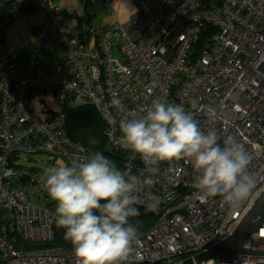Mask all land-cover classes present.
Returning <instances> with one entry per match:
<instances>
[{"label": "built area", "instance_id": "2783aa9c", "mask_svg": "<svg viewBox=\"0 0 264 264\" xmlns=\"http://www.w3.org/2000/svg\"><path fill=\"white\" fill-rule=\"evenodd\" d=\"M103 1L112 7V0ZM132 1L136 10L128 21L98 35L89 27L77 39L61 24L57 0H0V22L24 10L44 15L26 63L8 52L0 32V264H76L70 243L39 250L23 246L53 242L55 204L42 176L20 168L17 160L45 154L70 163L95 153L66 136L59 107L53 117L30 110L31 91L50 96L57 106L68 100L71 105L90 103L106 123L105 138L120 156V168L130 164L142 178L149 173L138 156L120 147L118 121L124 115H142L156 99L183 105L202 128L232 135L249 151L257 185L238 209H230L220 196L197 199L190 164H160L143 190L159 197V204L149 208L142 194L135 205L152 213L155 223L139 236L140 244L125 264L193 259L228 237L264 190V0ZM206 26L212 28L209 44L192 57ZM54 32L64 55L45 63L54 53ZM115 50L119 58L113 56ZM113 102L119 103L118 110L110 106ZM209 104L217 110L216 120L200 109ZM27 185L37 188L31 192L34 202ZM242 247L264 251V221ZM200 264H264V256L213 258Z\"/></svg>", "mask_w": 264, "mask_h": 264}, {"label": "clouds", "instance_id": "9594fccd", "mask_svg": "<svg viewBox=\"0 0 264 264\" xmlns=\"http://www.w3.org/2000/svg\"><path fill=\"white\" fill-rule=\"evenodd\" d=\"M110 106L119 109L118 102ZM200 109L208 119L218 118L212 105ZM118 127L120 147L138 156L149 175L142 178L130 164L119 168L95 152L52 166L41 177L55 204V224L64 230L76 264H125L140 244L138 228L130 222L140 215L135 205L162 163L190 164L201 202L220 196L230 209H238L256 188L258 178L250 171L245 146L232 135L202 128L181 104L156 99L140 116H121ZM144 195L149 208L159 204V197Z\"/></svg>", "mask_w": 264, "mask_h": 264}, {"label": "crops", "instance_id": "0c3cea01", "mask_svg": "<svg viewBox=\"0 0 264 264\" xmlns=\"http://www.w3.org/2000/svg\"><path fill=\"white\" fill-rule=\"evenodd\" d=\"M61 24L67 29L70 36L80 39L83 33L94 27L97 35L115 23H125L134 14L136 7L132 0H112V7L106 6L103 0H57ZM44 21L43 13L24 10L15 15H5L0 22L3 42L9 53L18 55L21 63L29 59L35 39L36 29ZM54 53L45 63L61 59L64 49L56 32L51 37ZM52 100L49 96H41L35 91L29 92L27 104L35 112V103H43L41 112L50 114V108L45 109ZM44 117V116H43Z\"/></svg>", "mask_w": 264, "mask_h": 264}, {"label": "trees", "instance_id": "16d2710c", "mask_svg": "<svg viewBox=\"0 0 264 264\" xmlns=\"http://www.w3.org/2000/svg\"><path fill=\"white\" fill-rule=\"evenodd\" d=\"M211 32L212 28L210 26H206L201 30L192 47V57L199 56L201 50L209 44ZM58 107L61 109V112L65 117L64 132L71 141L78 142L93 152H101L115 162L120 168V156L112 151L105 138L106 123L90 103L84 102L79 105H71L68 100L61 106L58 105ZM30 110L34 111L32 108H30ZM53 111L54 110H50L51 117L54 116ZM29 170L34 172L33 168H30ZM137 208L140 211V215L131 218L130 222L137 226L138 234L140 236L153 226L155 223V217L148 210L139 207ZM67 245H69V242L64 239V230L55 226L53 242L23 246L24 249L39 250L45 248L65 247Z\"/></svg>", "mask_w": 264, "mask_h": 264}, {"label": "water", "instance_id": "95a60500", "mask_svg": "<svg viewBox=\"0 0 264 264\" xmlns=\"http://www.w3.org/2000/svg\"><path fill=\"white\" fill-rule=\"evenodd\" d=\"M264 221V190L248 208L231 234L205 252L177 264H200L213 258L235 256H264V251H247L242 245Z\"/></svg>", "mask_w": 264, "mask_h": 264}, {"label": "rangeland", "instance_id": "374dc122", "mask_svg": "<svg viewBox=\"0 0 264 264\" xmlns=\"http://www.w3.org/2000/svg\"><path fill=\"white\" fill-rule=\"evenodd\" d=\"M1 9V6H0ZM173 38L170 37L168 41H171ZM112 43L116 46L117 40L113 39ZM113 56L115 58H119V52L118 50L114 51ZM52 110H58L57 102L52 99L50 102L47 104L45 109L50 108ZM44 108L43 103L37 101L35 103V112L41 113V110ZM49 113H44L43 116H47ZM109 148V147H108ZM18 166L23 169H30L33 168V171L37 173L39 176H42L45 172L46 169L55 166L57 164L63 163V161L60 158L55 159L52 161V159L49 158V156L45 154H40L38 156H29V155H22L18 160ZM28 192L30 194V200L34 202V198L32 197V191L37 192V188L34 185H27Z\"/></svg>", "mask_w": 264, "mask_h": 264}]
</instances>
